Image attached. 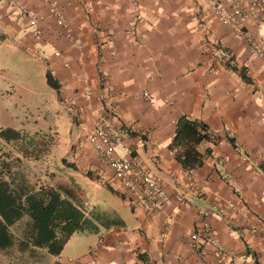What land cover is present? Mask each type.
Wrapping results in <instances>:
<instances>
[{
	"label": "crops",
	"instance_id": "1",
	"mask_svg": "<svg viewBox=\"0 0 264 264\" xmlns=\"http://www.w3.org/2000/svg\"><path fill=\"white\" fill-rule=\"evenodd\" d=\"M213 1L0 0V73L23 77L36 65L76 115L62 165L83 190L86 221L46 264H218L213 249L190 244L205 227L231 251L229 264H264V63L218 22ZM214 44L233 61H219ZM99 111L114 116L168 195L186 205L152 215L115 191L112 169L88 140ZM181 117L221 136L199 145L211 154L192 174L170 149ZM199 210L214 213L203 219ZM0 264H8L1 252Z\"/></svg>",
	"mask_w": 264,
	"mask_h": 264
},
{
	"label": "trees",
	"instance_id": "2",
	"mask_svg": "<svg viewBox=\"0 0 264 264\" xmlns=\"http://www.w3.org/2000/svg\"><path fill=\"white\" fill-rule=\"evenodd\" d=\"M47 80L54 89L59 88L51 74ZM2 135L9 141L24 142L26 158H40L37 137L13 128ZM220 141L221 136L205 122L181 117L170 149L190 172L202 167L211 154V149L200 152L199 145ZM85 221L84 201L66 185H42L23 197L10 182L0 179V252L8 264H46L48 257L59 256L72 236L84 230Z\"/></svg>",
	"mask_w": 264,
	"mask_h": 264
},
{
	"label": "built area",
	"instance_id": "3",
	"mask_svg": "<svg viewBox=\"0 0 264 264\" xmlns=\"http://www.w3.org/2000/svg\"><path fill=\"white\" fill-rule=\"evenodd\" d=\"M209 7L218 22L240 34L250 53L264 63V0H217L209 3ZM52 14L58 18V25L65 26L58 5L53 4ZM34 23L36 25L37 21ZM136 29V26L132 27L131 32ZM35 35L39 37L40 31L37 30ZM212 49L219 56V61H233L232 54L218 45L214 44ZM65 66L68 67V64L65 63ZM144 96L148 97L149 94L145 93ZM88 140L100 159L112 169V185L117 188L115 191L121 193L130 203L139 205L152 215L175 204L186 205L182 197L168 195L163 182L136 155L128 132L111 113L99 111L92 122ZM118 148L123 150L122 156L117 155ZM212 213L214 211L199 210L198 215L206 219ZM248 216V212H245L244 218ZM190 244L203 253L213 249L218 264H229L226 260L231 251L215 238L210 229L205 227L194 231L190 236Z\"/></svg>",
	"mask_w": 264,
	"mask_h": 264
},
{
	"label": "rangeland",
	"instance_id": "4",
	"mask_svg": "<svg viewBox=\"0 0 264 264\" xmlns=\"http://www.w3.org/2000/svg\"><path fill=\"white\" fill-rule=\"evenodd\" d=\"M40 70L31 65L23 77L13 68L0 73V88L4 90L0 91V179L10 182L23 197L42 185H66L84 201L80 184H76L74 178L64 177L62 165L74 137L72 132L77 128L76 115L61 108ZM11 127L37 137L39 159L24 156V142L3 137L2 133ZM64 178L70 183L63 184L67 182Z\"/></svg>",
	"mask_w": 264,
	"mask_h": 264
}]
</instances>
